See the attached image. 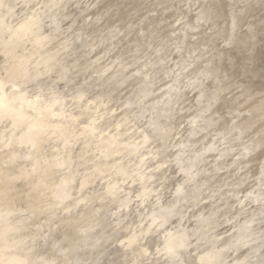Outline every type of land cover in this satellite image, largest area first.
Listing matches in <instances>:
<instances>
[{"label":"bare ground","instance_id":"bare-ground-1","mask_svg":"<svg viewBox=\"0 0 264 264\" xmlns=\"http://www.w3.org/2000/svg\"><path fill=\"white\" fill-rule=\"evenodd\" d=\"M71 2L0 0V79L12 74L14 98H23L0 120V259L159 264L165 252L162 264H224L232 251L228 264H264V151L250 157L264 141V122L255 127L264 86L252 82L264 69L250 65L264 44V0H77L66 13ZM87 66L99 73L93 81ZM231 78L241 90L227 98ZM189 89L194 110L182 115ZM177 128L186 133L171 144ZM246 133L261 138L243 141ZM204 198L212 199L200 206ZM185 206L198 207L192 233L180 222L160 232L183 220Z\"/></svg>","mask_w":264,"mask_h":264},{"label":"water","instance_id":"water-1","mask_svg":"<svg viewBox=\"0 0 264 264\" xmlns=\"http://www.w3.org/2000/svg\"><path fill=\"white\" fill-rule=\"evenodd\" d=\"M76 1L77 0H72V2L70 3V8L69 7H67V12L66 13H69L70 12V10L72 11V12H74L73 10H74V8H77V3H76ZM83 1H85V0H83ZM99 1H101V2H99L98 4L99 5H104L105 3H107L109 0H99ZM182 5V4H181ZM180 5V6H181ZM81 7H83L82 5H80ZM183 6V5H182ZM94 8V7H93ZM195 8V7H194ZM183 9H185V7H183ZM138 10H140V8L138 9ZM188 13L190 12V11H187ZM86 13V11L84 12V11H82V13H81V16H80V20H79V22H81L82 21V17H83V15L82 14H85ZM190 14H195L194 12L193 13H190ZM152 15H156V13L155 14H150V16H152ZM88 19V18H87ZM64 26L65 27H67L69 24H70V22H71V18L69 17V18H67V19H65L64 20ZM76 25V24H75ZM75 25H73V26H75ZM163 25V24H162ZM178 25H179V23H177V26L176 25H174V27L175 28H177L178 27ZM263 37H264V33H263V35H262ZM261 36V37H262ZM261 37H259V38H261ZM195 38H193V40H194ZM97 51L98 50H96V52L95 53H97ZM264 52V44L263 45H261L260 43L257 45V46H255V49H254V59L253 60H251V66H262V69H264V54L262 55V53ZM94 53V54H95ZM176 56V51L175 52H172V54L170 55V57H169V61L172 59V58H174ZM108 57H109V55L107 56V57H105L106 59L104 60H102V61H100L99 60V62L100 63H102L103 61L105 62L107 59H108ZM110 59V58H109ZM202 61V60H201ZM201 61H198L199 62V64L201 63ZM110 62V61H109ZM104 64V63H103ZM171 64H173V62L171 63ZM171 64H169V65H171ZM94 66H87V69H86V72H87V78H88V76L90 77V80L91 81H93L94 79H96L98 76H99V73H97V72H95L94 71ZM103 68V66L101 67V68H99V70L100 69H102ZM231 70V72L232 73H234V74H238L239 72H240V67L239 66H235L234 68H230ZM111 71H112V69H111ZM110 71V72H111ZM109 71L108 72H106V73H104V75L103 76H108V73H110ZM262 72H264V71H262ZM101 73H103V71H101ZM101 75V77L100 78H103V76ZM261 75V74H260ZM99 78V79H100ZM231 81H229V82H231L232 84H235L233 81H232V78L230 79ZM208 81H210V80H208ZM228 82V83H229ZM252 82H254L255 84L256 83H259L260 84V86H264V76H262V77H258V78H255ZM256 88V87H255ZM235 89L237 90L236 91V93H230V94H228L226 97L227 98H230L232 95H234V94H237L238 93V91H240L241 90V88H238V87H235ZM30 90V89H29ZM127 90H129V89H127ZM127 90H125L123 93H122V95H124L126 92H127ZM189 91V94L186 96L187 98H191L190 100H187V98L186 99H183L182 101H181V104L180 105H178L177 107H182V106H184V107H186V108H184V110L182 111V112H180L182 115L184 114V115H187V114H190L193 110H194V108H191V106H189V107H187V105H192V103H193V101L195 102V98H196V94H197V90H191V89H189L188 90ZM30 92H31V90H30ZM33 94H34V92H33ZM32 94V95H33ZM226 99V98H225ZM225 99H224V97H221L219 100H218V102H217V104H216V106H215V108L217 107L219 110H220V112L221 113H224L225 111H224V101H225ZM119 103H121L120 101H119ZM264 104V103H263ZM245 105V104H244ZM244 105H242L240 108H243V106ZM121 111V110H120ZM119 111V112H120ZM118 112V113H119ZM247 115V112L246 111H243V113L241 114V116H243V115ZM240 116V117H241ZM184 117V116H183ZM183 117H181V118H179L178 119V122H181V128L180 129H183L184 127H186L187 126V124L189 123V118H183ZM226 117H229L227 114H226ZM227 120H228V118H226ZM262 122H264V120L263 119H261V121H258V123L255 125V127L257 126H259V124H261ZM230 124V123H229ZM228 127H229V125H228ZM180 129H175L172 133H171V139H170V143L172 144H174V143H176L177 141H179L182 137H183V135L186 133L185 131H184V133H182V132H180ZM254 130V127H253V129L250 131V132H252ZM139 132V131H138ZM212 135V134H211ZM207 136V139H211V137L212 136ZM243 141H246V140H249L250 138H253V139H258V138H261V136H260V134L259 135H254L253 133H246V134H244L243 135ZM136 138H137V136H136ZM259 142H260V140H258ZM252 142H256V141H252ZM79 143V142H78ZM150 143H151V141H150ZM260 144H261V146H259L258 148H255V150H253V152L251 153V155H250V157H253V156H257V155H259L260 157L263 155V151H264V141L262 142V140H261V142H260ZM77 146H78V144H76V147L75 148H77ZM262 158H260L259 159V161L258 160H254L252 163H250L248 166H246V168L248 167V169H250V170H247L246 172V174H244V170H240L239 171V173H241V172H243L242 174H244V175H246V176H250V175H252L254 172H256L259 168H260V166H262V164H261V160ZM257 165V166H256ZM260 171V170H259ZM104 181L101 179V178H98L97 179V181H95L93 184H89V186L91 187V186H93V185H100V184H102ZM233 182V178L232 179H230L229 181H228V183H227V185L225 186V189H227V188H231L230 186H231V183ZM79 184V180L77 179V182L75 183V186H77ZM230 184V185H229ZM101 190H102V192H105V187L104 186H101V187H99ZM170 190H171V188H168L167 189V191H165L167 194H169L170 193ZM223 190V189H222ZM72 192H74V190L72 191ZM101 192V193H102ZM210 192V191H209ZM207 193V194H209L210 195V193ZM136 194V191H134V193L132 192V195H135ZM206 194V193H205ZM217 196V195H219V192H215L214 194H211V196ZM169 195H167V197H168ZM235 196H237V195H235ZM164 198H165V196H164ZM213 198V197H212ZM212 198H204L203 199V201H202V203L200 204V206L203 204H205V203H208L209 201L211 202V200H207V199H212ZM68 200H66L65 202H67ZM135 201V200H134ZM209 202V203H210ZM84 203V201H82V202H80V203H77V205H76V207L74 208V207H72V208H70V209H68V210H65L64 212H62V216H66V215H69L70 216V214L71 213H78L79 212V210H80V208H81V206H82V204ZM132 204H135L134 202L132 203ZM148 205V203H146L145 205H143V206H141L142 208H144L145 206H147ZM153 205H155V204H153ZM153 205L151 206V207H153ZM199 206V207H200ZM186 208H185V213H187L185 216H184V218H183V220L182 221H180V220H178V219H175V218H173L170 222H171V224L169 223H166V225L163 227H159V231L161 232V231H163L164 229H166L167 227H168V225H175V224H177L178 222H180V224L179 225H182L183 227H185L186 229L188 228V230H189V232L190 233H192V226H193V224H194V222H195V220H196V217L195 216H192L191 217V215H189V214H192V212L193 211H195V209H198V207H195V208H189L188 206H185ZM189 208V209H188ZM115 210H117V208H112V210H111V212H113V211H115ZM121 210H123V209H121ZM148 209H146L145 210V216H144V218H145V226H147L148 224L147 223H149L150 221H151V217L149 218V217H147V215H148V211H147ZM134 212V210L132 209L131 210V212ZM16 212H18V214H16V215H20L21 214V216L23 215V213H25V212H19V211H16ZM132 212V213H133ZM205 212H203V213H201L200 215H202V214H204ZM258 213V212H257ZM133 214H135V213H133ZM132 214V215H133ZM149 214H150V212H149ZM258 215V214H257ZM136 217H137V214L135 215ZM149 216V215H148ZM260 216V215H259ZM175 222V223H174ZM232 223L233 222H225L224 224H222L216 231H224V232H226L227 230H231V228H232ZM155 226V227H154ZM154 230L156 229V227L157 226H159V223L157 224V222H156V224L154 223ZM177 226V225H176ZM182 226H180V227H182ZM47 229H43V228H41L40 229V233L41 234H43V236H42V242H44L45 241V239H46V235H47ZM158 232V231H157ZM233 231H231V233H232ZM157 235V233L155 234V236ZM154 236V237H155ZM197 236H198V234H196V233H194L193 235H191L190 236V238L188 239V243L190 244L189 245V248H192L194 245H195V243H196V238H197ZM156 239L157 238H154V241L151 239V241L150 240H147V241H150L151 243L149 244V246L148 247H150L151 248V251L148 253L150 256L152 255V254H155V248H156V246H153V245H156V244H154V242L156 241ZM157 241L159 242H157L158 244V246H159V244L161 243L160 242V240L159 239H157ZM112 243H110V244H108L109 245V248H112V247H114V246H119V244H116V243H114V246H112L111 245ZM248 246H249V244H247V245H245L244 247H243V249H246V250H248ZM47 247H46V245H45V249H46ZM160 249H161V247H160ZM242 249V250H243ZM264 251V246L263 247H261V249L259 250V252H261V251ZM232 252V251H231ZM231 252H229V254L230 255H232V253ZM47 253H48V251H47ZM47 253L45 252V254H42V256L43 255H45V256H48L47 255ZM49 253H50V250H49ZM200 253V251H198V252H193V254L195 255V254H199ZM162 254H164V255H162ZM166 253L164 252V253H161L160 255L161 256H164L163 258H162V260H160L159 261V264H162V262H165V260H167L168 259V257L165 255ZM228 254V255H229ZM227 255V256H228ZM229 255V257H227V259H226V261L224 262V264H228V262L229 261H231L236 255H234V256H230ZM92 256L93 255H90V257H85V258H87L86 259V262L84 263V264H92ZM40 257H41V255H40ZM91 258V259H90ZM155 258V257H154ZM161 258V257H160ZM152 261V260H151ZM196 261L197 260H195V262H194V264H199V263H196ZM38 262H41V260L40 259H38L37 260V263ZM199 262V261H198ZM147 264V263H146Z\"/></svg>","mask_w":264,"mask_h":264},{"label":"snow or ice","instance_id":"snow-or-ice-1","mask_svg":"<svg viewBox=\"0 0 264 264\" xmlns=\"http://www.w3.org/2000/svg\"><path fill=\"white\" fill-rule=\"evenodd\" d=\"M19 92V88L12 80V74H9L6 79H0V120L5 118L8 113L15 111V103L22 104L23 98L16 101L14 94ZM0 264H4V261L0 259Z\"/></svg>","mask_w":264,"mask_h":264},{"label":"rangeland","instance_id":"rangeland-1","mask_svg":"<svg viewBox=\"0 0 264 264\" xmlns=\"http://www.w3.org/2000/svg\"><path fill=\"white\" fill-rule=\"evenodd\" d=\"M236 84H232L231 82L229 83V88H228V90H227V92H229V91H231V93H236V89H235V86ZM243 113V112H242Z\"/></svg>","mask_w":264,"mask_h":264}]
</instances>
